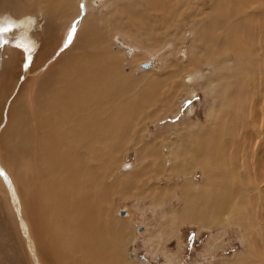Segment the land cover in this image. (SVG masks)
I'll use <instances>...</instances> for the list:
<instances>
[{
	"label": "bare ground",
	"instance_id": "obj_1",
	"mask_svg": "<svg viewBox=\"0 0 264 264\" xmlns=\"http://www.w3.org/2000/svg\"><path fill=\"white\" fill-rule=\"evenodd\" d=\"M25 1L0 0V15L12 11V17L0 22V188L9 203V210L2 206L1 225L15 238L13 249L20 250V241L27 248L29 259L19 257L21 264H128L121 221L130 214L122 208L113 216L109 191L121 192L129 177L116 178L111 187L105 181L113 152L133 129L140 130L139 124L146 125L151 116L144 109L154 105L157 90L168 84L155 78L135 90L134 77L106 43V31L89 18L91 3L68 49L61 46L58 32L80 15L77 0H44L46 13L57 12L65 20L56 30L50 20L39 28ZM205 1L136 0L120 4L112 15L148 38L162 28L184 40V21L200 16L194 10ZM209 2L210 12L195 18L190 54L176 48L186 60L166 62L173 94L164 101L174 102L181 89L185 97L194 94L190 85L199 67L188 68L208 62L214 75L203 87L210 89L211 110L217 113L207 127L175 135L163 160L159 140L145 143L140 153L154 157L148 161L156 174L167 171L166 165L172 175L200 165L201 186L195 190L187 180L179 188L181 204L171 210L172 220L199 229L235 222L244 230L247 247L230 264H264V0ZM115 42L128 48L119 37ZM228 59L232 64L227 69ZM151 65L144 61L139 68ZM34 71L27 85L26 75ZM20 76L26 85L17 87L4 113ZM186 112L191 116L192 108Z\"/></svg>",
	"mask_w": 264,
	"mask_h": 264
},
{
	"label": "rangeland",
	"instance_id": "obj_2",
	"mask_svg": "<svg viewBox=\"0 0 264 264\" xmlns=\"http://www.w3.org/2000/svg\"><path fill=\"white\" fill-rule=\"evenodd\" d=\"M21 1L23 2V0ZM26 1L25 4L27 3L29 6L27 11L32 12L34 16L36 15L39 28L45 26L50 20L49 23L51 22L56 30L65 21L64 19L61 20L62 18L59 19L57 12H54L51 16L46 13L47 8L44 0ZM32 1L36 5L35 7H33ZM134 1L136 0H77L80 15L75 17L65 30L61 29L58 32L60 37L62 35L61 46L69 49L75 40L73 38L80 29V26L77 28V25L82 17L81 15L85 13V6L91 3L92 8L90 9L89 18L94 17L98 27L106 31L108 41L106 43L110 50L112 49V53L115 54L116 52L115 55L124 65V71L134 77L136 81L135 90L143 88L149 80L155 78H159V80H163L169 85V87L166 85L159 88L154 105L144 109L145 114L151 116L145 119L144 123L146 125L143 127V124H139L140 130L137 132V128L133 129L127 139L117 146L113 152L112 167L108 171V177L105 181V184L111 187L116 178L129 177L124 181L123 184L125 185L121 192L109 191V198L112 199L110 205L112 204L113 216L117 218L118 216L114 211L122 208H126L130 214L128 218L122 217L127 219L121 221L125 230L126 261L128 264H230L234 259L243 255L247 247L244 230L238 224L226 221L222 224L212 223L210 227L206 226L199 229L194 224L188 223V221L180 224L174 223L171 217V210H175L181 204L179 188L187 180H190V183L192 182L195 190H198L201 186L204 174L200 165L194 164L186 173L180 172L173 175V172L166 165L165 169L167 171L164 173L159 171V174H156L153 171V165L148 161L150 158L154 159V157L148 159L140 153L141 147L145 143H154L159 140L161 144L159 154L163 160L164 154H169L170 142L175 141V135L177 136L181 131L194 133L199 126L207 127L214 116V111H217L211 110L213 101L210 89L203 87L204 81L214 75V69L211 63L203 61L198 63L197 66L192 65L188 68L199 67V75L190 85L195 90L194 94L187 96V98L184 95L185 89L180 88V91H176L180 94V97L174 99V102L164 101L165 98L169 95L171 97L173 94L169 84L171 78L168 79L167 69H164L166 62L169 58L173 61H179L176 59L181 57L186 60L185 57L181 56V51L177 52V49L180 47L181 50L184 49L189 53V48L194 45L196 38L194 25L200 16L210 12L211 3L209 1L211 0H201L205 1L204 4L200 3L203 6L199 4L200 8L194 10L202 13L198 17L196 15L197 20L192 19L190 15L191 18L189 17L184 21L187 23L184 25L185 33H182L184 40H177L174 31V34L171 30H166L165 33L162 28L156 29V32L153 33L156 34L154 39L148 38L145 32L137 33L133 27L130 29L126 19H116V16L112 15L120 4H130ZM192 1L195 2V0ZM202 9H205L204 12ZM8 10L3 16L0 15V22L4 18L12 17V11ZM153 18L155 21L160 20L159 15H154ZM160 29L163 32H160ZM61 31L63 32L61 33ZM115 37H119L128 48H120L115 42ZM127 49H131L132 53H127ZM144 61H150L154 65H151L147 70L139 68V64ZM225 64L228 69L229 65L232 64L231 59H228ZM219 68L221 69V67ZM36 74L34 71L29 76L26 75L27 85L31 83L34 79L33 76ZM22 78V76L18 78L15 90L8 97L4 113L17 87L26 85L24 81L22 82ZM173 80L174 82L179 81V77ZM133 93L134 89L129 95ZM189 107L192 108V112L191 116L188 117L186 111ZM2 125L1 123L0 126L2 127ZM135 135L137 136L136 139L134 138ZM156 135H160L161 138H155ZM138 138L141 140L140 142L137 141ZM148 162L149 165H147ZM124 164H133L134 168L131 171H128L130 169H122ZM134 174L138 175L134 177ZM188 174L189 176H187ZM8 205L6 194L0 188V264H21L19 257L26 261L29 259L27 248H25L22 241L19 242L22 256L20 250L13 249L11 245L14 244L13 239L15 238L1 225V220L5 214L2 206L9 210ZM119 218L121 217L119 216ZM11 219L14 224V218L11 217ZM18 233L17 230V238L20 235Z\"/></svg>",
	"mask_w": 264,
	"mask_h": 264
},
{
	"label": "water",
	"instance_id": "obj_3",
	"mask_svg": "<svg viewBox=\"0 0 264 264\" xmlns=\"http://www.w3.org/2000/svg\"><path fill=\"white\" fill-rule=\"evenodd\" d=\"M149 66V63L147 62V63H143L142 65H141V67L142 68H147ZM121 214H123V212L121 211Z\"/></svg>",
	"mask_w": 264,
	"mask_h": 264
}]
</instances>
